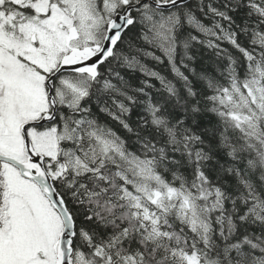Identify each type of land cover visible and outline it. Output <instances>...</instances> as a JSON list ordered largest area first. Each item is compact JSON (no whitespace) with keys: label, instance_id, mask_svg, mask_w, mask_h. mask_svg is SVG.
<instances>
[{"label":"snow or ice","instance_id":"snow-or-ice-1","mask_svg":"<svg viewBox=\"0 0 264 264\" xmlns=\"http://www.w3.org/2000/svg\"><path fill=\"white\" fill-rule=\"evenodd\" d=\"M0 264H264V0H0Z\"/></svg>","mask_w":264,"mask_h":264}]
</instances>
